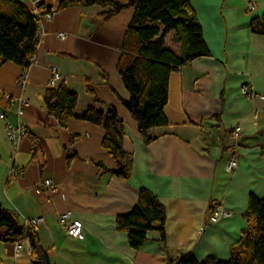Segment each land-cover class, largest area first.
I'll use <instances>...</instances> for the list:
<instances>
[{
	"label": "crops",
	"instance_id": "obj_1",
	"mask_svg": "<svg viewBox=\"0 0 264 264\" xmlns=\"http://www.w3.org/2000/svg\"><path fill=\"white\" fill-rule=\"evenodd\" d=\"M59 1H45L55 14L40 23L36 61L26 71L11 61L0 67V113L23 123L41 142L33 157L28 136L13 144L0 118L2 205L23 223L41 219L36 227L52 264H172L185 252L198 260L229 259L248 226L250 195L264 198V35L250 29L251 20L264 14V0H190L211 56L171 74L164 108L169 125L155 128L158 137L149 145L123 104L130 93L117 69L134 9L107 18L111 6L56 10ZM0 10L12 13L7 3ZM173 36H166V45L182 55ZM54 67L60 84L78 96L77 115L95 99L116 109L125 125V150L133 155L129 179L100 173L97 162L115 166L102 145L101 126L71 118L63 127L47 112L44 96ZM23 73L25 91L17 85ZM21 95L30 100L22 117L12 101ZM231 159L238 162L232 173L226 170ZM13 169L23 173L11 177ZM47 178L57 183L55 192L43 188ZM141 188L165 205L167 238L162 241L153 229L136 250L127 232L117 229L116 218L133 210ZM216 208L233 215L213 221ZM66 211L82 220L81 237L70 238L61 227ZM6 231L0 227V236ZM0 264H31L28 243L0 241Z\"/></svg>",
	"mask_w": 264,
	"mask_h": 264
},
{
	"label": "trees",
	"instance_id": "obj_2",
	"mask_svg": "<svg viewBox=\"0 0 264 264\" xmlns=\"http://www.w3.org/2000/svg\"><path fill=\"white\" fill-rule=\"evenodd\" d=\"M3 3L10 5L12 13L0 10V67L11 61L27 70L31 66L30 59L37 55L40 20L20 0H0V4ZM92 5L111 6L113 9L107 12V18L125 8L134 9L117 69L130 93L129 100L123 101V104L137 121L144 143L149 145L158 137L153 130L169 125L164 108L169 101L171 74L195 59L211 56L202 25L190 0H129L126 3L113 0H60L56 10ZM250 29L255 34L264 35V14L251 20ZM171 32H174L173 41L181 44L182 55H177L166 45L165 38ZM77 101V94L64 83L49 87L44 96L47 112L61 126L65 127L71 118L101 126L105 130L102 145L115 166L97 162L100 173L109 172L115 177L129 179L133 155L124 147V121L115 108L105 106L98 99L83 114L77 115ZM27 136L31 142L32 156L35 157L41 149L39 136L29 130ZM245 219L247 229L231 247L229 259L208 256L198 260L192 252H185L172 264H264V198L250 195ZM166 222L165 205L152 191L141 188L133 210L118 215L116 227L119 231L127 232L129 246L138 250L147 241L148 232L153 229L159 230L161 240L165 241ZM0 227L7 228L0 236L1 242L28 243L31 264H52L36 225L21 222L17 214L5 208L1 201Z\"/></svg>",
	"mask_w": 264,
	"mask_h": 264
},
{
	"label": "built area",
	"instance_id": "obj_3",
	"mask_svg": "<svg viewBox=\"0 0 264 264\" xmlns=\"http://www.w3.org/2000/svg\"><path fill=\"white\" fill-rule=\"evenodd\" d=\"M24 5H26L33 13H35L40 23L44 18H52L55 14V10L51 9L50 11L45 5L46 0H20ZM248 10L252 11L255 9V3L250 2L247 6ZM60 38H65L66 34L64 32L59 33ZM36 61V57L30 59L31 65ZM26 71V70H25ZM62 81V75L58 68L54 67L51 69V77L49 79L48 85L49 87H58ZM17 85L25 91L27 88V77L26 73H23L17 79ZM245 90L248 88L245 87ZM13 104L17 107V114L18 116L22 117L25 114L26 108L30 105V100L25 97L24 95L15 97L13 100ZM0 118L6 120V133L9 140L18 145L20 141L27 137V128L26 126L19 122L14 123L6 119L4 113H0ZM239 134V128L235 129V135ZM238 167V162L236 159H231L229 163L226 165V170L230 173L234 172ZM23 173L20 169H13L11 173V177L21 175ZM43 188L50 192H55L57 190V183L50 178L45 179ZM233 214L227 209L216 208L212 213V220L217 221L219 218L222 217H231ZM41 219L36 218L29 222L28 224L36 225L40 222ZM59 222L61 227L65 231L66 235L70 238H79L82 236L84 231V225L81 219L74 218L72 212L66 211L62 213L59 217Z\"/></svg>",
	"mask_w": 264,
	"mask_h": 264
}]
</instances>
